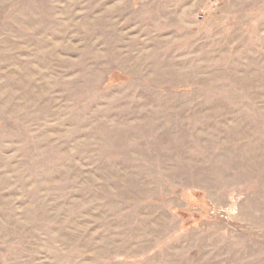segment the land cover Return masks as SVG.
Instances as JSON below:
<instances>
[{
  "label": "rangeland",
  "instance_id": "obj_1",
  "mask_svg": "<svg viewBox=\"0 0 264 264\" xmlns=\"http://www.w3.org/2000/svg\"><path fill=\"white\" fill-rule=\"evenodd\" d=\"M0 264H264V0H0Z\"/></svg>",
  "mask_w": 264,
  "mask_h": 264
},
{
  "label": "built area",
  "instance_id": "obj_2",
  "mask_svg": "<svg viewBox=\"0 0 264 264\" xmlns=\"http://www.w3.org/2000/svg\"><path fill=\"white\" fill-rule=\"evenodd\" d=\"M210 1H214V0H210Z\"/></svg>",
  "mask_w": 264,
  "mask_h": 264
}]
</instances>
